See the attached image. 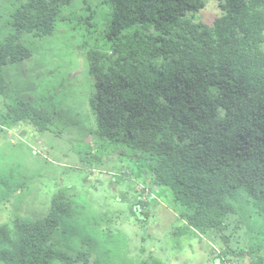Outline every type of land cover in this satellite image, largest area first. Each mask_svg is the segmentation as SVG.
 Here are the masks:
<instances>
[{
	"label": "trees",
	"instance_id": "16d2710c",
	"mask_svg": "<svg viewBox=\"0 0 264 264\" xmlns=\"http://www.w3.org/2000/svg\"><path fill=\"white\" fill-rule=\"evenodd\" d=\"M14 1L8 8L0 0V132L27 123L38 133L53 132L50 109L62 102L51 95L58 87L51 84L50 95L33 107L25 93L42 91L36 78L20 89L2 70L32 57L24 37L52 46L49 39L68 25L80 32L70 36L77 43L55 50L46 44L45 54L74 57L81 49L90 83L88 133L135 151L134 175L171 192L183 224L171 236L210 232L209 240L221 243L219 257H237L226 236L244 226L260 235L244 210L264 218V0H211L221 11L211 24L198 17L204 0H103L108 10L98 25L96 9L86 3L63 15L74 0ZM92 151L85 156L99 162ZM10 182L0 180V187ZM5 190L2 206L12 193ZM68 190L55 192L41 219L0 223V264H103L84 233L106 216L76 224ZM77 238L84 239L80 247L72 245ZM262 249L261 242L239 249L237 260L264 264ZM105 258L108 264H159L118 262L111 247Z\"/></svg>",
	"mask_w": 264,
	"mask_h": 264
},
{
	"label": "rangeland",
	"instance_id": "374dc122",
	"mask_svg": "<svg viewBox=\"0 0 264 264\" xmlns=\"http://www.w3.org/2000/svg\"><path fill=\"white\" fill-rule=\"evenodd\" d=\"M102 1L74 0L70 7L64 8L63 15L78 12L86 3L98 12V25L100 19L105 22L103 13L108 10ZM204 1L205 6L198 17L211 24L221 11L218 2ZM14 2L5 0V7L9 8ZM62 26L65 30L59 29L49 39L52 46L42 40L28 41V36L24 37L23 44L33 52L32 57L2 70L11 84L12 81L20 82L17 86L20 89L24 83L31 86L30 81L36 78L42 91L25 93L33 107L39 105L44 95H50L51 84L58 87L51 95L53 101L62 104L57 106L59 109H50L55 121L51 126L52 133H38L29 123L19 125L13 131L0 132V180L11 181L8 187H0V190L9 188L12 192L5 206L0 204L3 211L0 223H8L15 217L43 218L55 192L69 187L67 192L73 201L76 224H84L92 216H106V222L97 224L91 235L84 233L97 252L94 258L97 259L99 254L103 264H108L105 253L109 247L114 250L118 262L149 258L159 264H215L216 250H220L221 243L216 238L209 240L210 232L198 236L193 233L171 236L175 228L183 226L178 218L179 211L172 204L171 192L165 187H151L150 178L145 180L144 175H134L137 166L133 158L135 151L125 144L96 140L88 133L91 115L86 99L90 83L81 49H76L74 57L68 52L64 55L57 53V58L49 59L45 54L47 45L55 50L61 43L75 45L78 38H70L71 35L81 37L79 31H71V27L66 28L68 25L65 24ZM262 47L264 49V43ZM92 147V154L100 158L99 162H89L85 156ZM244 214L251 217L248 221L255 223L261 233L256 235L255 229L250 231L244 226L232 236H226L231 238L227 246L238 256H221L222 264L228 258L232 264H244L238 261L242 259L239 249L246 250L260 242L264 255V232L259 229L264 218L254 216L252 209L244 210ZM83 241V238H77L72 245L80 247ZM115 263L110 261V264Z\"/></svg>",
	"mask_w": 264,
	"mask_h": 264
},
{
	"label": "built area",
	"instance_id": "2783aa9c",
	"mask_svg": "<svg viewBox=\"0 0 264 264\" xmlns=\"http://www.w3.org/2000/svg\"><path fill=\"white\" fill-rule=\"evenodd\" d=\"M216 251H217V250H216ZM219 258H220V257H219V251H217V257H216V262H215V264H217V263H218V264H220V263L222 264V263H223L222 261L219 260ZM224 264H232V262L228 259L227 261L224 262Z\"/></svg>",
	"mask_w": 264,
	"mask_h": 264
}]
</instances>
